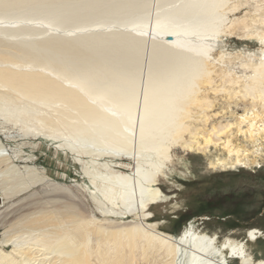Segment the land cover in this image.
Returning a JSON list of instances; mask_svg holds the SVG:
<instances>
[{
	"label": "bare ground",
	"instance_id": "1",
	"mask_svg": "<svg viewBox=\"0 0 264 264\" xmlns=\"http://www.w3.org/2000/svg\"><path fill=\"white\" fill-rule=\"evenodd\" d=\"M252 1L261 12L244 29L264 24L263 0H0V121L77 166L100 214L120 223L98 225L53 187L60 195L7 212L0 264H264L251 247L263 230L221 240L190 222L172 236L148 213L166 198L158 182L176 147L206 153L224 143L215 170L250 162L228 134L236 125L258 142L264 132V36L261 54L239 51L235 61L219 36ZM208 90L251 108L210 128ZM18 157L0 139V203L51 185L45 171H20Z\"/></svg>",
	"mask_w": 264,
	"mask_h": 264
},
{
	"label": "rangeland",
	"instance_id": "2",
	"mask_svg": "<svg viewBox=\"0 0 264 264\" xmlns=\"http://www.w3.org/2000/svg\"><path fill=\"white\" fill-rule=\"evenodd\" d=\"M261 3L264 6V0ZM258 10L260 13L261 9L254 1L247 3L240 9V12L229 19V21H240L236 28L219 36L220 40L226 42V50L228 54H231L232 61H235V56H240L237 54L239 51L250 52L253 56L261 54L262 46L259 37L264 36V24L260 21L254 25L250 20H247L246 24L250 28L244 29L241 23L242 20L257 15L256 11ZM262 14L264 15L263 11ZM237 71L241 72L242 70L238 69ZM206 95L214 102L210 113L213 119L210 128L213 125H218L219 122L235 124V120L236 122L240 121L241 117L245 115V110L251 108L250 101L239 100L240 102H237L224 94L216 95L211 90L206 91ZM257 111L264 118V110L259 108ZM193 125L197 128L203 127V124L199 122H194ZM8 126L10 125L0 121V129L5 128L0 134V139L5 146L6 153H10L14 158L19 156L15 163L20 171H24L25 166L35 167L40 171L47 172L52 181L50 186L44 184L33 186L13 200L4 202L5 204L0 203V222H2V224L0 223V240L8 230V226L10 227V223L7 228L3 227L5 221L3 218L8 213L11 215L19 206L40 201L45 198V194L49 195L47 194L49 191L55 193L53 187L68 192L63 193L66 197L70 195L67 199L68 202L78 203L79 206L77 204L76 206L80 208L84 217H94L98 225L106 228L119 226L118 220L111 225L108 218L103 217L97 210L96 204L89 193L83 189L82 184H86L93 191L95 189L92 188L88 179H82L77 166L56 155L49 146L47 148L50 150L45 149L41 140L30 135L24 136L17 130L10 129L11 126L8 129ZM244 129L247 130V124L243 125ZM238 131L235 125L231 133L228 134L231 146L236 150L241 149L243 154L248 156L250 162L247 165L238 166L237 169L223 170L219 168L215 170L210 167L212 160H217L218 157L224 159L228 156L227 148L225 150L223 147L224 143L217 147L212 146L206 153L198 151L187 153L178 147L172 150L173 164H168L170 167L169 177H162L158 182V188L166 198L148 209L151 216L150 222L158 223L159 230L172 236H179L190 222H195L197 227L210 235L219 233L221 240L227 237L241 240L251 229L264 231V132H261L260 136H258L259 133L256 135L258 142H255L244 133L245 131L242 133ZM223 137V141L228 140L225 136ZM96 170L102 172L104 169L103 166H100ZM59 193H55V195H60ZM110 220L113 221V219ZM251 247L257 259H264V240L261 239ZM12 249L13 245L11 244L4 248L9 253Z\"/></svg>",
	"mask_w": 264,
	"mask_h": 264
}]
</instances>
